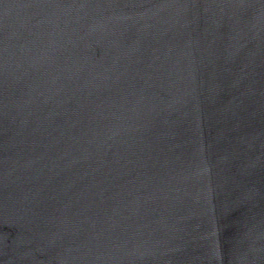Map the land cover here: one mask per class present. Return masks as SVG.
I'll return each mask as SVG.
<instances>
[{"label": "water", "instance_id": "water-1", "mask_svg": "<svg viewBox=\"0 0 264 264\" xmlns=\"http://www.w3.org/2000/svg\"><path fill=\"white\" fill-rule=\"evenodd\" d=\"M0 264H264V0H0Z\"/></svg>", "mask_w": 264, "mask_h": 264}]
</instances>
